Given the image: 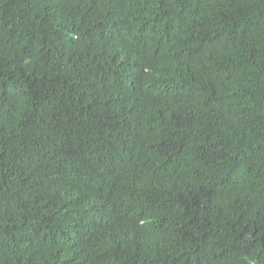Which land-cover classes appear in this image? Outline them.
I'll return each mask as SVG.
<instances>
[{
    "label": "trees",
    "instance_id": "trees-1",
    "mask_svg": "<svg viewBox=\"0 0 264 264\" xmlns=\"http://www.w3.org/2000/svg\"><path fill=\"white\" fill-rule=\"evenodd\" d=\"M0 264H264V0H0Z\"/></svg>",
    "mask_w": 264,
    "mask_h": 264
}]
</instances>
